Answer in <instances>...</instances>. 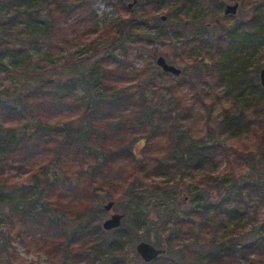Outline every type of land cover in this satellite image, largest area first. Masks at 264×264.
I'll return each mask as SVG.
<instances>
[{
  "label": "rangeland",
  "instance_id": "1",
  "mask_svg": "<svg viewBox=\"0 0 264 264\" xmlns=\"http://www.w3.org/2000/svg\"><path fill=\"white\" fill-rule=\"evenodd\" d=\"M124 1L126 5H122L120 0H95L100 28L110 26L115 19H126L128 11L125 6L131 3L129 10L139 12L141 17H145L143 13L146 17L152 16L147 20V25L135 31L136 35L133 37L141 44L134 42L130 52V58L134 60L133 72L130 80L127 79L123 83L120 81L119 84L128 85L130 90L136 91L137 94L142 88L150 98L152 110L174 112L173 121L183 134L184 143L181 149L185 152L192 143H212L218 140L223 144L227 155H223L220 151L214 152L210 162L198 170L191 171L187 169L188 167L175 166L172 170H165L156 176L149 175L148 178L142 179L143 185H140L134 197L99 201L105 211L101 216V224L113 213H123L124 209H129L131 203L132 205L136 203L135 207L133 206L132 216L125 217L122 224L125 229L122 250L125 261L123 259L122 263L168 264L166 260L165 263L160 259L153 263L145 262L137 252L136 245L141 241H147L156 247L167 246L170 229H173L176 220L187 216V211L193 206L195 191L199 190L198 188H206L207 179L212 180L217 173L225 170H231L239 175L251 174L254 180L261 182V186L258 187L261 193L251 191L254 193L252 197L248 196V193L244 195L242 207L247 210L246 214L241 219L231 220V223L238 232H245L249 227L255 226L258 230L261 228L260 231L264 233V198L259 197L264 191V154L259 151L254 152L255 162L252 172L250 166L237 160L239 152L256 148L257 139L252 130L248 132L249 126L242 117H232L237 115L238 110L246 114L253 112L249 117L256 120L251 119L250 129L255 128L259 117L264 119L263 104L256 105L264 100V86L258 88V85H262L261 71L264 69V0H165L162 7L156 8L152 5L143 7L141 0ZM236 2L239 3L238 12L234 15H225L226 4ZM38 6L35 4L34 9L37 12L33 11V15L13 24L8 21L13 11H10L7 3L0 4L3 13L0 20V40L3 42L7 38L11 43L19 46V50L16 51L11 43L6 46L0 42V61L8 67L6 70L0 69V95H22L30 89L55 91L61 86L65 87L68 82L77 81L81 73L89 71L103 55L108 52H119L118 49L113 48L108 39L102 41L98 38L95 41L96 31L72 39L66 48H48L42 37L45 32L46 9ZM179 7L180 13L176 10ZM118 8L122 11L121 15ZM173 10L176 14L169 15ZM242 20L245 23H241ZM220 23L233 30L238 24L240 26L236 29L237 32L231 35L232 41L228 45L221 44L218 50L208 46V52L203 57L211 60V64L203 63L204 59L202 63L198 62L197 41L192 37L194 30L191 27L197 24L202 34L217 36ZM177 28L183 30V35L189 33V36L179 40L177 34L175 35ZM147 35L151 37L150 42L146 41ZM155 48L157 55L152 54ZM160 55L182 69V73L178 76L167 75L156 63ZM202 70L203 77L200 76ZM82 87L80 83L75 85L78 91H81ZM169 125L170 123L165 124L164 128L168 129ZM21 126L31 127V123L25 121ZM240 131L248 133H244L242 137L232 135ZM148 143L150 144L146 154H143L145 147H142L141 143H136L134 148L136 157L146 159L149 168L152 169L154 164L157 165L158 158L170 155V142L163 132L157 130L156 133H152V139ZM73 157L75 160L66 153L61 160L65 165L62 168L67 169V173L64 174L60 171L61 178L66 179L69 175L77 181L86 180L84 183L89 185L90 177L80 174L82 167L79 158ZM49 160V156H39L32 167L20 172L15 170L10 178L11 183L17 186L37 184L32 172L40 169L46 173L45 167ZM107 170L110 175H114L110 177L111 179L100 173L98 180L93 182L103 187L104 191L111 188L117 194L126 188L128 184L126 182L133 178L132 173L134 175L138 171L128 160L115 163ZM145 173L138 171V175L142 177L146 176ZM157 183H160V187ZM228 183L229 181L225 179V186ZM39 189L42 188H32L36 198L41 195ZM216 193L213 189L209 190L212 199H216ZM38 200L40 208L49 207L46 199L38 198ZM110 201L115 203L111 210H107L104 206ZM61 205L63 211L59 210L57 215L64 221L68 232L79 231L77 213L81 209V203L75 202L68 206L62 201ZM6 212L7 209L0 218V232L10 233L13 236H9L11 242L7 245L8 248L1 247L3 243L9 241L7 239L5 242L0 236V264H103L102 261L106 259V257L101 258V255L88 253V247L93 243L92 239L85 243L77 236L75 238H66L60 234L55 236V231H52L50 236L48 234L51 232L36 226H34L36 231H33L30 228L33 225L25 224L18 217L7 218ZM136 213L143 217L141 222L145 216H148V219L146 218L144 223L136 222ZM187 227L189 226L184 224V228ZM121 231L108 230L104 236L117 237ZM195 234L188 233L187 247L196 251L197 261L201 258L197 264H210L208 258L214 246L204 239L203 235ZM45 237L50 238L45 239ZM157 237L161 238L160 242H156ZM54 239L55 242L63 241L59 248L53 244ZM183 245L184 243L181 242L180 245L175 244V247L170 248V257H178L177 249L182 248ZM113 262L114 260L111 263ZM259 264H264V259Z\"/></svg>",
  "mask_w": 264,
  "mask_h": 264
},
{
  "label": "trees",
  "instance_id": "2",
  "mask_svg": "<svg viewBox=\"0 0 264 264\" xmlns=\"http://www.w3.org/2000/svg\"><path fill=\"white\" fill-rule=\"evenodd\" d=\"M141 1L145 8L151 5L154 8L162 7L165 2V0ZM2 2L7 3L10 11H13L8 19L13 24L33 15V11L37 12L34 9L35 4L46 9L45 32L42 37L45 45L50 49L66 48L72 39L96 31L95 41L98 38L102 41L108 39L113 48L118 49L119 52H108L103 55L89 71L81 73L77 81L68 82L65 87L61 86L55 91L30 89L22 95H0V218L7 209V218H20L25 224L33 225L30 227L33 231H36L34 228L36 226L51 232L48 234L50 236L52 231H55V236L58 234L66 238L77 236L85 243L92 239L93 243L88 247L89 254L106 257L102 261L103 264H112L113 260V264H124L122 262L125 261V254L122 250L125 229L122 224L126 218L132 216L136 203L133 205L131 203L129 209H124L121 213L123 215L121 226L112 229L122 230L121 233L117 237L106 238L104 235L108 230H105L103 223L100 222L105 211L99 201L134 197L140 185H143L142 179L148 178L149 175L156 176L165 170H172L175 166L188 167L187 169L191 171L198 170L210 162L214 152L220 151L226 156V149H223V144L217 140L212 143H192L185 152L181 149L184 143L183 134L173 121L174 112L152 110L150 98L142 88L137 94L136 91L130 90L128 85L119 84L120 81L123 83L127 79L130 80L133 72L134 60L130 58V52L134 42L137 43L133 37L136 35L135 31L147 25V20L152 16L146 17L143 13L145 17H141L139 12L129 10L131 8L129 4L125 6L128 11L126 19H115L110 26L100 28L95 0H0V4ZM120 2L126 5L124 0ZM118 9L121 11L120 8ZM176 10L180 13L181 8ZM121 14L122 11L119 12V15ZM175 14L174 10L169 13V15ZM2 16L0 10V20ZM240 22L245 23L244 20ZM239 26L240 24L236 29ZM191 28L194 30L192 37L197 41V61L202 63L204 59L203 63L207 65L211 64V60L204 58L203 55L208 52V46L218 50L221 44L228 45L232 41L231 35L237 32L236 29H228L223 23L218 27L217 36L202 34L197 24ZM8 33L9 31L6 32ZM138 34L141 36L140 32ZM175 35L179 40H183L189 36V33L183 35V30L177 28ZM145 38L146 41H151L149 35ZM2 43L8 46L11 42L5 38ZM11 45L16 51L19 50V46L15 43ZM152 54L157 55L156 48ZM0 69L6 70L8 67L0 61ZM200 76H204L203 70ZM77 83L83 85L81 91L75 89ZM263 86V84L258 85V88L261 89ZM260 104L264 106V100L256 105ZM236 114L232 117H242L249 126L248 132L252 130L257 139L254 150L239 152L237 155V160L250 166L252 172L255 162L254 152L259 151L264 154V119L259 117L257 124H254L255 128L250 129L251 119L256 120L249 117L253 112L246 114L238 110ZM25 121L30 122L31 127L23 128L21 124ZM167 123H170L168 129L164 128ZM157 130L163 132L169 139L170 155L158 158L157 165L154 164V168L150 169L146 159L136 157L134 145L141 143L142 147H145L143 154H146L152 133H156ZM248 132L240 131L232 135L242 137ZM66 153L70 154L73 160H75L73 156L79 158L82 167L80 174L90 177L89 185L84 183L86 180L77 181L68 174L66 179L61 178L60 171H63V174L67 173V169L62 168L65 165L61 161ZM39 156H49L50 160L45 167L46 173L40 169L33 170L32 175L36 178L37 184L17 186L11 183L10 178L15 170L20 172L32 167ZM124 160L130 161L138 171H145L146 176L138 175V171L134 175L132 173L133 178L126 182L128 183L126 188H123L119 194L113 192L111 188L104 191L103 187L93 182L98 180L100 173L108 178L114 176L110 175L107 168ZM225 179L229 181L227 186L224 184ZM110 184L114 183L110 182ZM157 185L160 187V183ZM259 186L261 182L254 180L251 174L239 175L231 170L217 173L212 180L207 179L206 188H198L199 190L193 194V206L187 211V216L176 220L173 229H170L167 246L160 247L165 248L168 254L160 255L150 263L160 259L164 262L166 260L168 264H197L201 258L197 261L196 251L187 247L188 233H196V236L201 234L214 246L208 258L210 264L261 263L264 259V233L260 231L261 228L258 230L257 227L251 226L245 232H238L231 223V220L241 219L246 214L247 210L242 207L244 195L248 193L247 195L252 197L254 193L251 191L261 193ZM34 187L42 188L39 189L41 195L37 198L32 191ZM212 189L217 192L216 199L209 196V190ZM259 197L264 198V191ZM38 198L46 199L49 207L40 208ZM62 201L68 206L75 202L81 203V209L77 213L79 231L68 232L64 221L57 215L59 210L63 211ZM135 216L136 222L140 223L148 219V216H145L141 222L143 217L137 213ZM184 224L189 227L184 228ZM0 233L1 239L5 242L7 239L9 241L1 246L6 248L11 242L9 236L13 235L3 231ZM160 241L161 238L157 237L156 242ZM52 242H55V239ZM62 242L61 240L53 244L59 248ZM181 242L184 245L177 249L178 257H170V248L175 247V244L180 245Z\"/></svg>",
  "mask_w": 264,
  "mask_h": 264
},
{
  "label": "water",
  "instance_id": "3",
  "mask_svg": "<svg viewBox=\"0 0 264 264\" xmlns=\"http://www.w3.org/2000/svg\"><path fill=\"white\" fill-rule=\"evenodd\" d=\"M132 6V3L130 4V7ZM239 9V3L234 4H226L224 9L225 15H234L238 12ZM156 63L158 66L162 68L163 71L171 73L175 76H178L182 73V69L176 67L175 65L169 63L166 58L163 55H160L156 59ZM261 81L264 85V69L261 71ZM114 201H110L108 204L105 205V208L107 210H111L114 206ZM123 215L121 213H113L111 217L107 218L103 222V228L105 230H112L115 228H118L122 224ZM136 250L140 254V256L143 258V260L147 263L153 261L155 258H157L159 255L165 254L166 249L156 247L155 245L147 242V241H141L136 245Z\"/></svg>",
  "mask_w": 264,
  "mask_h": 264
}]
</instances>
